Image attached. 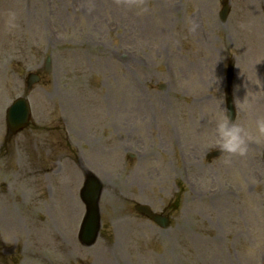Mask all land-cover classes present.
Instances as JSON below:
<instances>
[{"label": "rangeland", "instance_id": "1", "mask_svg": "<svg viewBox=\"0 0 264 264\" xmlns=\"http://www.w3.org/2000/svg\"><path fill=\"white\" fill-rule=\"evenodd\" d=\"M231 59L235 120L250 125L264 115V87L243 74L264 82V0H0V264H262L264 139L207 157ZM18 96L32 122L11 135ZM90 173L101 227L86 246Z\"/></svg>", "mask_w": 264, "mask_h": 264}, {"label": "clouds", "instance_id": "2", "mask_svg": "<svg viewBox=\"0 0 264 264\" xmlns=\"http://www.w3.org/2000/svg\"><path fill=\"white\" fill-rule=\"evenodd\" d=\"M259 60L253 61L254 66ZM246 75V87L247 85L255 84L260 87H264V82L261 81L257 72L255 76ZM213 87L219 88V78L217 77L213 81ZM224 96L221 97V103L223 102ZM214 112L215 119V131H216V144L221 152L244 156L247 154L249 149V142L251 140L264 139V115L257 116L250 125L241 123L233 119L228 114V109L225 107L223 111ZM229 162L228 160L225 161Z\"/></svg>", "mask_w": 264, "mask_h": 264}, {"label": "water", "instance_id": "3", "mask_svg": "<svg viewBox=\"0 0 264 264\" xmlns=\"http://www.w3.org/2000/svg\"><path fill=\"white\" fill-rule=\"evenodd\" d=\"M35 77L33 80H36ZM9 124L13 126L15 129L22 127L28 124L30 109L28 106V102L24 98H20L13 103V105L9 108L8 112ZM91 187L89 191H86V201L89 204V212L85 218L83 227H82V238L84 242H92L98 232V211L96 210V199L98 196V183L95 179L90 180ZM142 210L147 211L148 209L142 208ZM151 214V213H150ZM154 219L159 221L162 224L167 222L166 218H161L156 214H151Z\"/></svg>", "mask_w": 264, "mask_h": 264}]
</instances>
